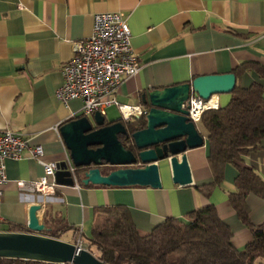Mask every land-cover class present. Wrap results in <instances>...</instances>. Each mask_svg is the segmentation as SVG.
Returning <instances> with one entry per match:
<instances>
[{
	"label": "crops",
	"instance_id": "obj_1",
	"mask_svg": "<svg viewBox=\"0 0 264 264\" xmlns=\"http://www.w3.org/2000/svg\"><path fill=\"white\" fill-rule=\"evenodd\" d=\"M105 12L126 19L140 64L138 74L116 91L118 104L142 106L141 96L150 91L189 83L199 76L229 74L244 63H256L264 70V0H0V130L20 133L30 146H41L45 163L71 162L59 128L83 117L81 103L65 106L54 94L62 85L61 69L72 57V44L88 38L93 16ZM236 84L242 88L259 84L264 95V77L253 70L236 79ZM229 100V94L218 95L220 107ZM196 128L204 143L185 153L192 185L173 184L168 166L160 169L158 189L83 186L76 177L77 188L59 186L46 198L37 213L45 226L40 235L48 233L74 244L75 229L80 227L85 246L91 231L103 226L107 207L124 206L138 233L147 235L166 219H185L188 213L213 205L231 230L233 246L242 250L252 235L228 201L237 170L226 165L222 184L209 197L197 190L212 183L213 177L207 162V132L201 123ZM241 165L264 181V143L245 156ZM5 174L0 233H17L12 228L27 229L29 208L39 198L20 192L16 182L34 181L43 176V169L24 154L20 160L5 162ZM246 204L251 224H263L264 200L249 195Z\"/></svg>",
	"mask_w": 264,
	"mask_h": 264
},
{
	"label": "trees",
	"instance_id": "obj_2",
	"mask_svg": "<svg viewBox=\"0 0 264 264\" xmlns=\"http://www.w3.org/2000/svg\"><path fill=\"white\" fill-rule=\"evenodd\" d=\"M248 70L264 77L263 68L256 63L241 64L232 74L239 79ZM229 95L226 105L208 110L201 117L207 132V162L213 182L197 190L209 197L222 184L225 166L234 165L237 176L228 201L252 240L242 250L236 249L231 230L213 205L194 210L185 219H166L147 235H140L129 211L117 205L104 208V224L85 239V250L105 264H264V223L256 227L251 224L246 204L249 195L264 200V181L253 169L241 165L245 156L261 149L264 143L263 88L259 84L248 88L236 84ZM132 124H127L130 134L141 128L139 123ZM12 231L29 232L21 227ZM0 264L51 263L0 258Z\"/></svg>",
	"mask_w": 264,
	"mask_h": 264
},
{
	"label": "water",
	"instance_id": "obj_3",
	"mask_svg": "<svg viewBox=\"0 0 264 264\" xmlns=\"http://www.w3.org/2000/svg\"><path fill=\"white\" fill-rule=\"evenodd\" d=\"M235 85L234 74H213L150 91L141 96L145 112L141 118L134 119L141 128L132 134L128 131L129 122L120 119L106 123L99 112L91 119H71L59 128V132L74 174L79 176L83 186L158 189L161 188L160 169L168 166L173 184L192 185L185 153L201 147L204 139L187 118L186 103L190 93L207 100L213 95L230 94ZM114 167L118 169L104 174V170ZM58 168L55 182L72 187L74 182L68 165L60 163ZM39 210L38 204L29 208L28 233H0V258L51 264H105L87 250H78L71 243L40 235L45 226L37 217Z\"/></svg>",
	"mask_w": 264,
	"mask_h": 264
},
{
	"label": "built area",
	"instance_id": "obj_4",
	"mask_svg": "<svg viewBox=\"0 0 264 264\" xmlns=\"http://www.w3.org/2000/svg\"><path fill=\"white\" fill-rule=\"evenodd\" d=\"M140 64L131 46V33L126 19L119 13H99L93 16L92 31L88 38L72 44V57L61 69L62 85L55 91V99L67 106L72 101L81 103L83 117L99 112L104 116L105 109L115 105L123 122L141 118L145 109L142 106L118 104L115 93L123 82L138 74ZM187 118L193 124L201 122V117L208 110L220 108L218 95L201 99L191 92L186 103ZM185 105H183V108ZM24 154L34 159L43 169V176L34 181H17L20 192L36 194L43 209L46 198L59 187L55 182L58 164L45 163L41 160L43 148L30 146L24 136L7 130H0V200L1 187L7 183L5 162L20 160ZM68 170L73 177V186L77 188L74 167L68 161ZM78 250H85L80 227L74 232Z\"/></svg>",
	"mask_w": 264,
	"mask_h": 264
},
{
	"label": "rangeland",
	"instance_id": "obj_5",
	"mask_svg": "<svg viewBox=\"0 0 264 264\" xmlns=\"http://www.w3.org/2000/svg\"><path fill=\"white\" fill-rule=\"evenodd\" d=\"M105 119L108 120V121H113L114 119H118L119 116H120V113H118V111L113 108V107H109L105 110ZM91 119V117H90ZM68 238V236H63L62 239L66 240Z\"/></svg>",
	"mask_w": 264,
	"mask_h": 264
}]
</instances>
